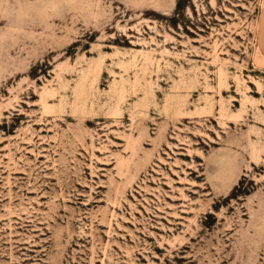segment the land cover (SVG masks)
<instances>
[{
  "label": "rangeland",
  "instance_id": "1",
  "mask_svg": "<svg viewBox=\"0 0 264 264\" xmlns=\"http://www.w3.org/2000/svg\"><path fill=\"white\" fill-rule=\"evenodd\" d=\"M0 264H264V0H0Z\"/></svg>",
  "mask_w": 264,
  "mask_h": 264
}]
</instances>
